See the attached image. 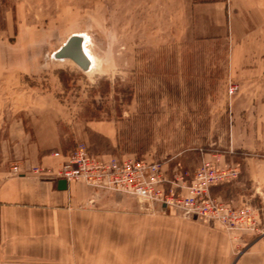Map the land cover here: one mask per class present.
<instances>
[{"label":"rangeland","instance_id":"374dc122","mask_svg":"<svg viewBox=\"0 0 264 264\" xmlns=\"http://www.w3.org/2000/svg\"><path fill=\"white\" fill-rule=\"evenodd\" d=\"M215 1L0 0V51L23 63L0 75V164L25 158L51 125L60 142L48 153L84 144L158 162L172 178L205 161L237 164L238 178L213 193L252 204L263 233L250 235H263L264 72L252 47L234 54L229 23L228 35L202 36L193 4ZM74 32L88 69L55 56Z\"/></svg>","mask_w":264,"mask_h":264},{"label":"crops","instance_id":"0c3cea01","mask_svg":"<svg viewBox=\"0 0 264 264\" xmlns=\"http://www.w3.org/2000/svg\"><path fill=\"white\" fill-rule=\"evenodd\" d=\"M193 6L202 36L228 35L229 23L230 36L238 39L234 54H242L245 44L252 47L245 53L256 55V70L264 72V0ZM7 53L4 46L0 75L21 73V58L8 64ZM58 135L53 125L40 128L28 142L30 153L16 162L20 173L0 164V264H264V234H245V249L237 253L218 223L185 219L173 208L148 210L124 193L33 174L36 165L61 161L45 152L57 147Z\"/></svg>","mask_w":264,"mask_h":264},{"label":"built area","instance_id":"2783aa9c","mask_svg":"<svg viewBox=\"0 0 264 264\" xmlns=\"http://www.w3.org/2000/svg\"><path fill=\"white\" fill-rule=\"evenodd\" d=\"M52 156L61 159L57 166L43 163L34 166L32 173L84 183L96 190L124 193L148 210L173 208L185 219L218 223L231 235L237 253L245 249V234L263 233L259 213L252 204L234 205L212 194L213 187L238 178L237 164L221 166L215 161H205L193 177L181 173L172 178L158 162L137 157L98 156L84 144L68 152L56 150ZM12 170L20 173V165H13Z\"/></svg>","mask_w":264,"mask_h":264},{"label":"water","instance_id":"95a60500","mask_svg":"<svg viewBox=\"0 0 264 264\" xmlns=\"http://www.w3.org/2000/svg\"><path fill=\"white\" fill-rule=\"evenodd\" d=\"M57 58H68L75 61L83 69L90 67V59L83 50V42L80 36L70 37L67 42L55 52ZM63 185L67 183L62 180Z\"/></svg>","mask_w":264,"mask_h":264},{"label":"bare ground","instance_id":"6f19581e","mask_svg":"<svg viewBox=\"0 0 264 264\" xmlns=\"http://www.w3.org/2000/svg\"><path fill=\"white\" fill-rule=\"evenodd\" d=\"M73 36H78V34H77V32H74V33H71V37H73ZM86 38V37H85ZM84 39V38H83ZM85 41V43H84V47H83V49L85 50V52H86V54L89 56V59H90V63L91 64H93V60H92V57L89 55V53H88V49H87V40H84Z\"/></svg>","mask_w":264,"mask_h":264}]
</instances>
